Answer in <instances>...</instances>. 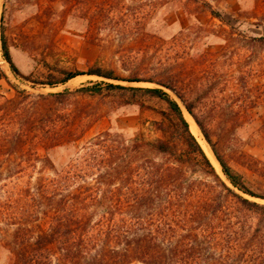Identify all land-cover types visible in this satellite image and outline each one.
Wrapping results in <instances>:
<instances>
[{
    "label": "trees",
    "instance_id": "1",
    "mask_svg": "<svg viewBox=\"0 0 264 264\" xmlns=\"http://www.w3.org/2000/svg\"><path fill=\"white\" fill-rule=\"evenodd\" d=\"M108 2L99 6L101 23L123 17ZM203 4L223 20L210 2ZM4 30L1 24L3 58L16 78L31 81L14 64ZM170 66L120 76L98 66L51 65L33 87L55 88L84 74L105 80L37 93L19 88L0 68V80L14 89L13 97L0 95V246L14 264H264V188L245 182L214 140L208 115L198 113L216 84L209 80L189 92L185 75ZM140 82L156 86L132 85ZM170 91L199 127L220 171ZM97 96L146 108L139 96L163 100L167 109L152 123L159 135L147 138L139 129L129 137L109 127L80 144L101 117L80 99ZM260 131L264 139V123ZM72 147L61 167L49 155ZM239 155L244 166L258 164Z\"/></svg>",
    "mask_w": 264,
    "mask_h": 264
},
{
    "label": "rangeland",
    "instance_id": "2",
    "mask_svg": "<svg viewBox=\"0 0 264 264\" xmlns=\"http://www.w3.org/2000/svg\"><path fill=\"white\" fill-rule=\"evenodd\" d=\"M206 1L221 12L223 20L211 16L203 4ZM107 2L115 13L123 12V17L112 23L99 22L97 13L103 0H0V68L12 83L34 93L76 89L91 80H105L84 74L55 88L33 87L31 81L45 80L51 65L82 71L98 66L128 76L134 69L142 75L156 74L170 64L174 72L185 75L183 86L189 92L212 80L216 85L198 113L208 115L214 140L245 182L254 190L263 189L264 41L250 43L248 38L264 39V0ZM1 24L14 64L31 81L16 78L3 58ZM217 59L219 67H214ZM203 77L207 79L202 81ZM132 85L156 86L147 82ZM170 93L182 106L191 128L195 121ZM0 95L14 96V89L4 79L0 80ZM139 98L151 108L119 104L116 97L80 99L101 114L80 144L109 127L129 137L139 129L147 138L157 137L152 123L160 119L158 110H166L167 105L156 97ZM198 133L194 135L220 171L211 148L200 130ZM74 149H54L49 155L61 167ZM241 151L258 161L253 169L238 161ZM0 264H14L13 255L1 246Z\"/></svg>",
    "mask_w": 264,
    "mask_h": 264
},
{
    "label": "bare ground",
    "instance_id": "3",
    "mask_svg": "<svg viewBox=\"0 0 264 264\" xmlns=\"http://www.w3.org/2000/svg\"><path fill=\"white\" fill-rule=\"evenodd\" d=\"M191 128H192V132H193V134H199V133H198V132H199V129H198V127H197V125H196L195 122H193Z\"/></svg>",
    "mask_w": 264,
    "mask_h": 264
},
{
    "label": "water",
    "instance_id": "4",
    "mask_svg": "<svg viewBox=\"0 0 264 264\" xmlns=\"http://www.w3.org/2000/svg\"><path fill=\"white\" fill-rule=\"evenodd\" d=\"M175 95V94H174ZM177 99H179V97L177 95H175ZM180 100V99H179ZM181 101V100H180ZM219 164V163H218ZM220 166V165H219Z\"/></svg>",
    "mask_w": 264,
    "mask_h": 264
}]
</instances>
